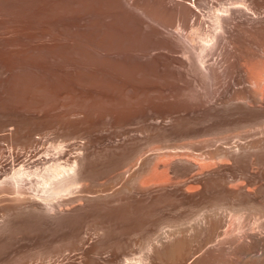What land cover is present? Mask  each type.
Wrapping results in <instances>:
<instances>
[{
    "label": "rangeland",
    "instance_id": "1",
    "mask_svg": "<svg viewBox=\"0 0 264 264\" xmlns=\"http://www.w3.org/2000/svg\"><path fill=\"white\" fill-rule=\"evenodd\" d=\"M120 22L116 10L104 0H82L79 3L77 0H26L21 4L0 0V264H85L93 254L91 253L93 245L96 246L98 242H101V236L98 234L100 229L96 223L99 221L91 213V209L82 208L74 211L69 209L73 205L61 204L60 208L64 207L67 213L64 212L62 215L46 210L44 212L43 210H34L30 205L33 202L29 194L34 190L29 185L35 179H22L24 174H18V168L21 164L28 170L50 165L53 163V157L57 158V156L50 158L55 154L53 152L56 150V144L67 146L66 154L63 156V160H60V162H66V160L72 159L78 150L75 144L77 140H89L85 150L98 156V168L100 169L97 168L98 172L94 178L87 180L91 184L89 187L91 191L88 194L96 196L100 191V193L106 194L107 191V193H111L128 187V195L132 194L130 196L133 199H140L148 195L154 196L157 193L155 189L150 193L149 191L144 192L137 179H131L134 174L136 175V171L140 170L142 163L144 164L145 160L149 158L147 155L151 156L152 144L165 139L179 138L178 142L191 141L194 152L211 155L214 154L213 151L219 150L218 148L220 150L230 148L237 140L238 143L239 141L241 143L246 139L248 141L257 139V129H253V127H239L243 131L240 130L241 134L235 136H225L217 130L224 126L223 120H228L226 121L227 125L231 122L232 124L237 123L238 118L234 113L236 108L241 105L240 96L248 94L250 90L241 87L240 84L245 80L242 76L245 64H254L253 66L257 69L256 66L263 62L260 57L247 56L246 58V55H238V58V53L232 50L234 60L231 62L230 73H224L222 76L220 74L223 72L218 71L212 83L209 80L210 85L205 78L202 80L200 76L199 78L198 75L194 76V83L198 84L200 81L199 86L193 85L192 82L188 87L191 86L190 89L193 87L194 89H191L193 92L194 90L199 92L203 90L201 94L209 95L211 93L210 100L223 102V105L220 102H215L216 108L219 107V110L209 109L203 105L193 106V100L190 99L189 93H185V86L194 80V74L185 73L176 59L177 53L175 52L158 49L154 51L155 53L153 52L154 55L152 54L150 59H146L139 58L137 53L129 51L127 46L122 47L124 50H121L119 57L122 59L124 56L126 64L132 60H138L139 67L136 69L129 68L127 65L120 68L115 67L104 61L101 56L104 55L103 53H100L96 60L85 53L90 49L91 43L95 42L106 29L119 30L122 23ZM122 27L124 31L127 30L124 25ZM85 47L86 50H83ZM128 53H131L132 58ZM250 59H253L254 62ZM258 59H260L259 63ZM255 60L258 64H255ZM241 76L243 81H241ZM224 78L226 79L224 80ZM112 84L116 88L115 90L109 88V85L112 86ZM228 86L230 88H227ZM120 88H124V92L137 102L128 107L117 104L112 107L113 109L95 102L98 101V98L101 99V97L110 94L119 95L117 89ZM82 102L86 104L83 107L80 105ZM150 108H154L153 111L159 110L158 112L170 109L173 114L179 113V117H184V119L187 117L185 120L189 121L191 127H187L188 131H185L186 135L183 133L184 137L183 134L181 137V134L178 135L171 129L174 122H166L167 128L156 127L151 130L148 127H154L153 125L157 122L144 118ZM228 112H231V116L227 114ZM220 113H226L225 117H220ZM195 119H197V123ZM216 122L220 126L214 127ZM212 127L217 130L214 131ZM189 130L192 132L190 133ZM187 134L189 135L187 136ZM150 138L155 141L146 144ZM245 142L247 140L243 143ZM136 149L141 151L133 157L129 155V160L126 162L109 167L110 159H118L124 153L132 154ZM216 157L213 155L205 159V163L210 161L206 165L207 168L212 167L211 165H214V162L219 159ZM221 160L229 163H227L228 166L225 164V167L233 166V162H229L231 160L228 158L224 157ZM238 166L247 167L249 163L243 161ZM158 167L160 168L158 171L165 174L167 171L165 163H160ZM226 171L227 169L221 171L219 176L227 175ZM173 178L177 179V177ZM203 178L201 179L204 182L210 180L208 177ZM191 182L194 184L192 183L190 188L195 189L194 187H197L200 181ZM124 183L130 185L126 186ZM18 184L20 187L24 186L23 190L28 193H23L22 189H20L21 192L17 191L19 190L17 189ZM122 187L123 189H121ZM14 189H17L18 193ZM133 189L141 192H138L136 196L137 191L135 192ZM195 200L199 202L201 199ZM193 201L184 202L185 205L182 206L180 203L173 205L165 203L167 207H163L164 204L158 206V211L156 210L153 216L154 219L156 217V220L152 219L143 229L144 231L139 230L135 232L137 234L132 233L133 235L124 236V250L127 251L131 247V251H127V253L133 254L129 255L131 261H136L134 258L143 253V242L147 234L167 231L168 228H171L168 226L173 227L174 221L178 222L180 216L188 213L190 214L181 218V220L185 219V221L183 219L184 225L195 223L209 203L204 199L201 201L206 204L202 203L203 206H201L200 201L198 207H195L197 201L195 206L192 204ZM35 203H40V201L37 200ZM177 204L179 205L176 206ZM199 204L201 205L199 206ZM173 207L177 208L173 209ZM172 209L173 211H171ZM196 209H199L198 215L194 214L198 213ZM191 210H195V212L192 213ZM183 211L186 213L182 214ZM170 215L176 216L178 219L174 220L175 218L172 217V219L174 218L172 221ZM189 215L194 216L186 219ZM163 220L169 225L163 224ZM154 221L155 223H153ZM164 225L167 227L165 226L163 229ZM94 226L99 230H96ZM151 228L158 231L153 229L152 231ZM148 230L150 233L146 232ZM144 233L146 236L143 238ZM140 235L143 236L140 237ZM95 236L97 237L95 238ZM135 236L136 238H134ZM129 238L133 241L131 242ZM136 239L139 241L137 242ZM94 241L95 244H93ZM141 242L143 248L140 246ZM135 243L139 246H136ZM126 247L129 248L125 249ZM139 249L143 251L141 250L140 253Z\"/></svg>",
    "mask_w": 264,
    "mask_h": 264
},
{
    "label": "bare ground",
    "instance_id": "2",
    "mask_svg": "<svg viewBox=\"0 0 264 264\" xmlns=\"http://www.w3.org/2000/svg\"><path fill=\"white\" fill-rule=\"evenodd\" d=\"M9 1L21 4L26 0ZM81 1L77 0L78 3ZM104 1L116 10L123 24L120 22V28L116 27L119 30L115 28L106 29L95 42H92L91 45L89 43L90 49L87 48L88 50H86V47L83 48V50H86L85 53L89 54L93 60L98 59L100 53H103L104 55L101 56L104 61L115 67L120 68L127 65L129 68L133 67L136 69L139 67L138 60H132L126 64V60L123 59L124 56L122 59L119 57L122 47L127 46V49L136 52L139 58L146 59H150L152 54L154 55L155 50L162 49L177 53L176 59L185 73L194 74L193 78L197 75L198 78L199 76L201 79L205 78L210 85V81L212 83L218 71L223 72L220 75L231 72V62L234 60V52L232 50L238 53L237 57L238 55H246V58L247 56L260 57L263 62L258 64L260 59H258V63L255 60V64H258V66L255 65L257 69L253 66L254 64L243 63L245 64V69L243 68L244 74L242 76L245 80L243 81L241 76V81L243 82L240 84L241 87L249 88L251 91L249 90L248 94L240 96L241 105L236 108L234 113L237 115L236 118H238L236 120L237 123L232 124V122H229L231 125H227L226 121L228 120H223L225 124L222 123L224 126L220 127L221 130L216 129L225 136H235L240 135L241 131H243L239 127H253V129H257V139H250V141L246 139L247 142L245 143L243 142L246 140L241 143L240 141L238 143L237 140V144L234 143V145L232 144L233 146L230 144V148H227L229 147L227 146V149L220 150L218 148L219 150L213 151L214 154H212L219 157V159L216 162L213 161L214 165H211V163L212 167L208 166L210 168L206 167L210 161H207V163L204 161L213 155L194 152L191 147V141L178 142L179 138H170L152 144L151 149L153 152L152 150V153L149 152L151 156L147 155L149 158L145 156V159H147L144 164L142 163L140 170L136 171V175L134 174L135 176L133 175L131 179L136 178L144 192L149 191L150 193L155 189L157 193L154 196L148 195L140 199H133L130 196L132 194L128 195V187L126 188L125 186H123L125 189L122 187L121 189L123 190L110 191L111 193H107V191L106 194H103L100 191L98 192L99 194H95L96 196L88 194L91 191L89 189L91 184L87 180L94 178L98 172L97 168L99 165L98 156L85 150L89 140H77L75 144L78 150L72 159H68L66 162H60V160H63L67 146L65 144H56V150L53 152L55 154L51 155L50 158L52 156H57V158L53 157V163L50 165L35 170H28L21 164L18 168V174H24L22 179H35L29 185L34 190L33 193L30 192L29 194L33 202L30 205L34 210H43V212L46 210L62 215L64 212L65 214L67 213L64 207L61 206L64 209L60 208L61 204L73 205L69 209L74 211L82 208L91 209V213L99 221V223H96L100 229L98 234L101 236V242H98L95 246L93 245L95 244L94 241L92 244L94 247L91 248L92 251L90 250L93 254L85 264H264V0ZM123 25L127 29L126 31H124ZM85 45L87 44L85 43ZM131 53H128L129 56H131ZM132 54L135 55V53ZM250 60L253 61V59ZM238 71L240 70L238 69ZM194 81L195 78L190 84L185 86V93H189L190 99L193 100L192 105H203L209 109L219 110V107L216 108L215 104L217 100L213 102L209 98L212 95L211 93L209 95L201 94L203 91L200 89L201 86L199 88L202 90L201 92L198 90L193 92L191 90L193 87L191 89V86L188 87L192 82L193 85H196L197 83H194ZM204 82L201 83L204 84ZM222 84L220 85L222 86ZM229 86L227 88H230ZM109 88L112 90L116 89L113 84L112 86L109 85ZM227 88L225 87L226 90ZM118 91L119 95L107 94L108 96H104L105 98L101 97V99L98 98V101L95 102L99 103V105L101 103L108 108L115 107L117 104L128 107L137 102L124 92V88L117 89ZM91 103L93 104L92 101ZM220 103L223 105V102ZM80 105L83 107L86 104L82 102ZM153 110L154 108H150L149 112L144 116L147 120L151 119L157 122V124L153 125L154 127H148L149 129L153 130L156 127L167 128L166 122H174L171 129L176 131L178 135L181 134V137L183 133L185 134V131H188L187 127L190 125L189 121L185 120L187 119L186 115L184 119V117H179V113L173 114L170 109H168L169 111H165V109L164 112ZM230 113L228 112L227 114ZM224 114L219 116L225 117ZM213 116L216 117L215 114ZM195 121L197 123V119ZM216 123H214V127L220 126L218 123L216 125ZM192 126L194 127V125ZM213 130L216 131L215 128ZM154 141L155 139L150 138L146 144ZM140 149H136L132 154L127 155V153H124L118 159H110L108 161L109 167L115 166L120 162H126L129 160V155L133 157L141 151ZM224 157L231 160L229 162H233L232 167H227L229 164L227 160L228 164L221 160ZM161 161L167 166L165 174L158 171L160 163L164 164ZM243 161L249 163V166L239 167L238 165ZM225 164L227 168L224 166ZM226 169L227 175L219 176V173ZM173 177H177V179ZM203 177H208L210 180L204 182L201 179ZM191 181L200 182L193 189L190 188L191 184H194ZM19 184L17 185L19 190H16L20 191L22 189L21 191L23 192L24 186L20 187ZM14 188L16 187L14 186ZM138 192L141 191H137L136 196ZM143 195L145 196V193ZM139 196H142V194H139ZM195 199H205V202L209 203L202 216L200 215L201 217L197 220L194 219L195 223L185 226V219L183 218L184 221L183 219L181 220L183 216H187L190 213L183 216L179 215L181 218H179L178 222L174 221L173 227L168 226L169 223H165L166 221L164 222L163 220V224L171 228H168L169 230L167 229V231H158L156 229L161 233H157L155 228H151V230H155V233L151 232V234L146 236V232L150 233L148 230L143 234L144 236L140 235L143 238L146 236L143 242L144 251L141 249L143 253L134 258L136 261H131V256L129 255L133 254L127 253V251H131V247L127 251L124 250V236L133 235L132 233L145 229L149 222L154 219L153 216L156 210L158 211V206L164 204V207L165 203L172 205L180 203V206H182L183 204L185 205L184 202L190 203ZM37 200L40 203H35ZM196 201L192 203L194 206ZM199 202L197 201L195 207H198ZM205 202L201 201V204ZM190 206L192 207V205ZM176 208L173 207V209ZM185 210L187 211V209ZM188 210L190 211L189 206ZM186 211H183L182 214L186 213ZM197 211L198 213H194L195 210H191L195 215L200 213L199 209H196ZM193 216L189 215L186 219ZM163 217L165 218L166 216ZM172 217L174 216H171V219ZM174 218V220L178 219L176 216ZM154 220H156V217ZM157 221L156 223H158ZM157 225L156 228H158ZM166 225L162 226V228ZM159 226L161 227V225ZM98 228L95 229L97 230ZM140 237H138L139 240ZM129 239L131 241V238ZM136 240L137 242L139 241L138 239ZM141 244L142 242L140 246ZM136 246L139 245L136 244ZM141 247L143 248V246ZM127 248L129 247L125 249Z\"/></svg>",
    "mask_w": 264,
    "mask_h": 264
}]
</instances>
